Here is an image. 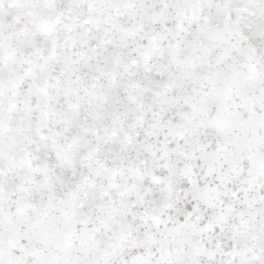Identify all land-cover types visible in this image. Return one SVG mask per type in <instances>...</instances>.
I'll return each instance as SVG.
<instances>
[{"label":"snow or ice","instance_id":"obj_1","mask_svg":"<svg viewBox=\"0 0 264 264\" xmlns=\"http://www.w3.org/2000/svg\"><path fill=\"white\" fill-rule=\"evenodd\" d=\"M0 264H264V0H0Z\"/></svg>","mask_w":264,"mask_h":264}]
</instances>
